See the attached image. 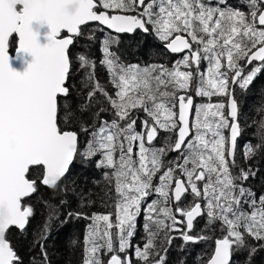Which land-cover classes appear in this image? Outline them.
Returning <instances> with one entry per match:
<instances>
[{"label":"snow or ice","instance_id":"obj_1","mask_svg":"<svg viewBox=\"0 0 264 264\" xmlns=\"http://www.w3.org/2000/svg\"><path fill=\"white\" fill-rule=\"evenodd\" d=\"M90 22L111 30L99 41L98 62L89 53L100 29L86 32ZM137 31L180 58L171 66L124 63L114 46L120 34ZM78 38L84 51L74 59L70 47ZM74 63L83 73L79 87L70 82ZM258 74L264 0H244L243 7L229 0H0V264H24L8 234L28 232L36 215L30 201L41 186L50 195L36 197L44 220L29 242L39 249L31 264H51V230L81 219L88 223L80 264H134L133 256L135 264H167L177 238L181 248L214 241L201 264H234L242 253L251 264L264 251V192L247 183L260 171L250 161L264 157V119L253 124L255 143L247 139L239 148L242 167L237 153L245 127L233 85L249 90ZM193 91L209 102L194 103ZM161 132L167 135L157 146ZM97 156L96 168L105 169L102 195L94 191L97 181L85 193L78 177L69 179L77 158L87 164ZM70 193L82 207L95 196L113 210L64 214ZM142 212L145 237L134 245ZM205 217L213 235H193ZM71 244L79 246L77 239Z\"/></svg>","mask_w":264,"mask_h":264},{"label":"trees","instance_id":"obj_2","mask_svg":"<svg viewBox=\"0 0 264 264\" xmlns=\"http://www.w3.org/2000/svg\"><path fill=\"white\" fill-rule=\"evenodd\" d=\"M234 6L243 7L244 0H233ZM102 10V9H101ZM246 10V9H245ZM100 29V31L96 32L97 42L92 45L90 55L93 56L98 62L101 58V52L99 50V41L103 39L105 35L109 32L102 29L97 24H90L88 30ZM120 43L114 46V50L117 51V54L121 57L124 63H139L141 65L147 63H157V64H166L171 66L172 62L180 56H174L167 53L162 45V43L157 40L152 34H145L140 31L135 32L130 36H121ZM85 43L82 39L78 38L73 46L70 47V52L75 57V53L84 51V48L81 46ZM14 48V47H13ZM12 48V51H13ZM75 59V58H74ZM259 63V62H256ZM79 67L78 63H74L73 72L76 73V69ZM202 70L206 68V63L201 66ZM250 70V69H249ZM83 73H76L71 83H75L79 87L80 78ZM96 76L99 81L108 87L109 91H111V87L108 86V76L106 74L105 69L97 66L96 68ZM233 87L237 88V96L241 102V107L243 109V114L241 116L242 125L245 127L244 136L245 139H240L238 141V153L237 158L242 167H247L246 164L243 163L239 148L246 142L247 139H252L253 143H255V138L253 133L256 131V127H253L254 122L258 127V123L261 119H264L260 115V111L264 110V74H258V78L255 80V83L251 86L249 90H240L238 86L233 85ZM188 94H193L194 103L198 104L197 99L193 92H189ZM216 99H220V97H216ZM103 115L107 116V118H111L110 114L104 113ZM138 115L143 118L144 113L141 111ZM140 130V123L137 122V131ZM227 134V130H225ZM87 137L84 134H81V146L83 147L84 139ZM162 143V142H161ZM159 139L155 141V144L159 146L161 144ZM175 157V154H171L169 158ZM99 159V156L95 157L91 160L90 164L96 163V160ZM250 163L254 167L259 168L258 178L256 180L250 179L247 183L250 184L257 193L264 192V187L261 186V180L259 177H264V157H257L256 159L250 161ZM81 159L77 158L76 161L71 166V172L69 175V179H73L78 177L81 186L84 188V192L87 193L89 189H93V181L99 182V186L94 188L95 192L101 193L104 187L103 178L101 176H91L90 173L93 171L91 168H86L83 166ZM96 171H100V169L96 168ZM34 178V177H33ZM85 180H87V184L85 185ZM43 195L45 199H48L50 195V191L45 187L41 186L38 193L34 194L32 200L30 201L36 207V215L32 218L28 232L19 233L16 229H12L8 234V239L16 246L20 256L24 260V264H31L32 255L34 253H38L39 249H31L29 247V242L32 239V233L35 229L39 228L44 220V214L42 211V206L36 203V197L38 195ZM96 202L94 204L88 205L87 207H82L81 200L78 195L69 194L67 197V205L62 209V213L66 214L67 212L83 210L87 212L89 215L93 212L102 213L106 208L110 209L111 207H105L100 200L93 196L92 197ZM155 195L149 197V201L151 199H155ZM190 199V197L188 198ZM106 203L111 204L112 201L108 200ZM187 207L186 203L184 205ZM112 209V208H111ZM113 210V209H112ZM64 214L60 216V220L64 219ZM205 218H200L195 223L193 235L196 234H208L213 235V233L207 232L205 230ZM139 232L136 233V236L133 238L132 243L135 245L137 243L142 244V237H145V232L143 230L144 215L143 212L140 216L137 217ZM88 221L81 220H70L66 225L60 227L57 223L55 227L51 230L49 234V238L46 241L47 251L49 253L51 264H80L81 261V249H82V240L85 232V227ZM219 231L215 233V235H219ZM178 236V234H176ZM73 239H77L79 246H73L71 241ZM184 242L177 238L173 241L172 246L169 248L167 253V264H180V261H185V264H201V260H206L207 257L211 254L213 250L214 241H203L197 244H188L185 245L184 248H181ZM131 251V250H130ZM133 261L135 263V257L133 256ZM234 264H247V253H242L234 259ZM251 264H264V251H258L255 257L252 258Z\"/></svg>","mask_w":264,"mask_h":264},{"label":"rangeland","instance_id":"obj_3","mask_svg":"<svg viewBox=\"0 0 264 264\" xmlns=\"http://www.w3.org/2000/svg\"><path fill=\"white\" fill-rule=\"evenodd\" d=\"M191 95H193V94H191ZM222 99H223L222 97H220V99H216V97H212V98H211V102L215 103V102H217L218 100H222ZM197 102H198V104H200V103H207V102H209V99H208V98H204V97H198ZM195 103H196V101H195ZM192 118H194V110H193ZM165 135H167V133H165V132H161V133H160V139H159V142H160V143L163 141V137H164ZM85 140H86V138L84 139V141H85ZM89 164H90V163L83 164V166L86 167V168H89V167H87ZM92 172H93L95 175L100 176L98 171H94V170H93ZM188 200H191V197H190V199H188Z\"/></svg>","mask_w":264,"mask_h":264},{"label":"flooded vegetation","instance_id":"obj_4","mask_svg":"<svg viewBox=\"0 0 264 264\" xmlns=\"http://www.w3.org/2000/svg\"><path fill=\"white\" fill-rule=\"evenodd\" d=\"M229 2L234 6V3H233V0H229ZM242 6H244V4H242ZM123 36V35H122ZM120 37H121V35H120ZM75 54H77V53H75ZM75 58V57H74ZM87 167H89V168H91V169H93L94 171H96V166H95V163H92V164H89ZM105 171V169H100V171H99V175L103 178V172ZM90 175L91 176H94L95 174L93 173V172H91L90 173ZM103 182H104V180H103ZM189 203H191V200H187L186 201V205L188 206V204ZM71 211V210H70ZM107 211H112V209L110 208V209H105L103 212H107ZM102 212V213H103ZM139 228L140 227H137V232H139ZM213 247H214V245H213ZM256 255V254H255ZM255 255H254V257H255ZM236 257H234V259H235ZM135 264V263H134Z\"/></svg>","mask_w":264,"mask_h":264},{"label":"water","instance_id":"obj_5","mask_svg":"<svg viewBox=\"0 0 264 264\" xmlns=\"http://www.w3.org/2000/svg\"><path fill=\"white\" fill-rule=\"evenodd\" d=\"M90 24H97V25H99V22H90L89 23V25ZM100 27H102L103 29H105L106 31H108V32H110L111 30H108V29H106V26H102V25H99ZM141 32V31H140ZM143 33V32H142ZM114 34V33H113ZM121 36L122 35H126V36H130V35H133V34H120ZM12 54H14V48H13V51H12ZM170 54V53H169ZM171 55H174V56H178V54H171ZM14 67H16L17 65H13ZM172 154H175L176 155V153H172ZM44 187V186H43ZM13 229H15V228H13Z\"/></svg>","mask_w":264,"mask_h":264}]
</instances>
